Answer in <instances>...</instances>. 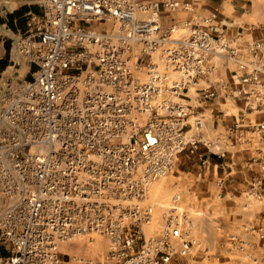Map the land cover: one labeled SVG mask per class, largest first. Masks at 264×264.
<instances>
[{
    "label": "built area",
    "instance_id": "obj_1",
    "mask_svg": "<svg viewBox=\"0 0 264 264\" xmlns=\"http://www.w3.org/2000/svg\"><path fill=\"white\" fill-rule=\"evenodd\" d=\"M22 1L41 14L11 49L13 63L36 70L0 99V264H206V250L192 255L191 215L171 206L152 233L145 201L185 150L204 168L208 155L253 142L246 167L264 162V119L245 118L264 114V27L243 44L216 14L196 12L200 0ZM216 57L235 64L231 96L243 105L206 143L190 132H202L200 117L220 97ZM261 185L253 179L250 193L264 202ZM245 231L264 240L261 226ZM93 235L106 242L99 262L61 251ZM226 247L242 264H264L262 244L234 234Z\"/></svg>",
    "mask_w": 264,
    "mask_h": 264
},
{
    "label": "crops",
    "instance_id": "obj_2",
    "mask_svg": "<svg viewBox=\"0 0 264 264\" xmlns=\"http://www.w3.org/2000/svg\"><path fill=\"white\" fill-rule=\"evenodd\" d=\"M198 5L199 8L196 9V12L216 14L215 24L221 28L225 24L226 34L229 37L241 35L239 41L243 44L262 35L264 1L258 2L256 6L258 12L256 14L254 13V0H200ZM40 14L41 8L38 5L23 2L22 0H3L0 5V94L6 90L11 82L19 79H31L32 73L36 70V66H31L28 69L25 64L17 65L13 63L11 49L15 39L27 29L30 16ZM216 69L221 72V76L217 79L212 77L216 82L220 97L212 105V111L209 109L212 116H214L213 112H216L214 121L217 123V127L223 130L225 125L233 121L234 117L239 116V110L243 102L237 101L231 96L232 89L238 87L231 80L235 64L222 60L220 65H215L214 71ZM214 71L211 75H213ZM262 78L264 82V73ZM233 100L235 101L232 102ZM228 102L235 105V113L223 108ZM245 118L251 121H260L264 119V114H246ZM201 149L204 150L203 147ZM228 150L229 152L225 158H218L210 154L208 155L209 165L204 168L197 167L195 179L197 182L199 181V187H204L207 191L212 188L219 198L223 193L227 195L245 194L251 197V184L253 179H255L261 180L262 185L259 191L264 193V162L253 164L252 168L246 167V161L255 155V144L252 142L250 145L232 146ZM258 203L263 204V207L255 212L254 219L247 220L245 217L239 219V222H247V224H241L240 228H255L259 226L264 228V202L258 201ZM224 210L226 214H230V216L227 215L231 218L232 215L234 216L239 212V207L226 204ZM253 238L255 239L253 246L262 244L264 247V240L258 241L254 236ZM0 254H4L2 249H0ZM167 264H183V261L181 259H173Z\"/></svg>",
    "mask_w": 264,
    "mask_h": 264
},
{
    "label": "rangeland",
    "instance_id": "obj_3",
    "mask_svg": "<svg viewBox=\"0 0 264 264\" xmlns=\"http://www.w3.org/2000/svg\"><path fill=\"white\" fill-rule=\"evenodd\" d=\"M262 1L264 0H254L255 14L258 12L256 7L258 2ZM222 60V58L216 57L213 62L218 66ZM220 74L221 72L216 69L212 76L217 79L220 78ZM194 103L191 102V104ZM223 108H227L229 112H236L235 105L229 102ZM213 113L214 116H212L210 109L203 113V116L200 117L202 132L197 134L194 128L190 132L192 139L201 138L203 142L208 143L214 140L218 134L224 132L217 127V123L214 121L216 112ZM196 119L193 115L189 117L191 123ZM199 152L205 153L203 149H200ZM198 166L197 153L189 154L185 150L179 155L173 171L151 184L145 201L154 207V222L149 232L153 233L160 227L164 215L171 206L179 207L191 215L194 222V228L191 229V232L200 244L194 248L192 255H199L201 250H206L210 255L206 264H242L241 255L233 254L227 250V239L230 235L235 234L253 246L255 241L253 236L244 228H240L241 224H247V222L242 223L238 220L242 217L247 220L254 219L255 212L261 209L263 204H259L253 196L249 197L245 194L227 195L223 193L219 198L212 188L207 191L206 188L199 187V181L197 182L195 179ZM177 197L179 199L173 201V198ZM226 204L239 207V212L230 218V214L227 213L228 216L224 210ZM87 237H78L69 244L62 243L61 251L66 255L81 254L99 262L106 252V242L103 237L93 235L91 244ZM259 252L261 250L257 251L258 254ZM181 261L183 264L193 263L191 258H181Z\"/></svg>",
    "mask_w": 264,
    "mask_h": 264
},
{
    "label": "bare ground",
    "instance_id": "obj_4",
    "mask_svg": "<svg viewBox=\"0 0 264 264\" xmlns=\"http://www.w3.org/2000/svg\"><path fill=\"white\" fill-rule=\"evenodd\" d=\"M148 194V193H147ZM147 197H148V195H147Z\"/></svg>",
    "mask_w": 264,
    "mask_h": 264
}]
</instances>
